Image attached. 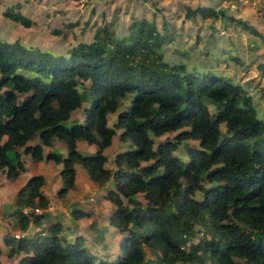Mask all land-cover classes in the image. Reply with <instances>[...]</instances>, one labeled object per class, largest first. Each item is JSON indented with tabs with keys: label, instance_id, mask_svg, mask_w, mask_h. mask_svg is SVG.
Instances as JSON below:
<instances>
[{
	"label": "trees",
	"instance_id": "trees-1",
	"mask_svg": "<svg viewBox=\"0 0 264 264\" xmlns=\"http://www.w3.org/2000/svg\"><path fill=\"white\" fill-rule=\"evenodd\" d=\"M195 12L218 14L210 6L186 13ZM11 16L29 24L22 14ZM128 31L118 36L103 25L69 56L0 40V170L18 177L25 162L17 148L24 147L35 160L62 163L63 196L74 186L75 164H82L93 181H109L104 197L115 204L109 223L122 235L116 260L96 261L83 237L67 240L59 224L49 225L46 235L7 239L25 251L20 264H264V120L252 97L211 71L163 59L154 22L132 19ZM83 101V121L72 120ZM121 106L110 126L108 114ZM118 128L130 144L116 153L111 169L104 149ZM168 132L175 133L156 140ZM34 136L40 142L29 143ZM55 137L66 144V154L43 153ZM78 139L96 150L81 152ZM180 148L184 159L176 154ZM43 183L42 174H33L16 194L14 216L23 230L30 218L22 208L48 205ZM87 213L72 211L74 217ZM41 217L33 213V223ZM200 222L209 237L185 248L182 236ZM144 245L157 251L154 257L147 258Z\"/></svg>",
	"mask_w": 264,
	"mask_h": 264
},
{
	"label": "rangeland",
	"instance_id": "rangeland-1",
	"mask_svg": "<svg viewBox=\"0 0 264 264\" xmlns=\"http://www.w3.org/2000/svg\"><path fill=\"white\" fill-rule=\"evenodd\" d=\"M197 6H210L218 14L205 17L199 12L186 13L189 8L195 9ZM13 12L22 14L29 24L25 25L20 20L12 18ZM141 18L154 22L160 32L161 43L157 51L161 53L163 59L169 63L183 62L188 70L211 71L240 85L252 97L258 116L264 120V41L262 40L264 0H0V40L5 43L16 41L32 49L69 56L71 50L78 44L92 41L97 28L107 25L115 35L123 36L129 33V22ZM250 27L254 28L255 32L248 29ZM78 88L83 91L84 87L80 84ZM128 100L129 96L123 99L124 105L128 104ZM86 106L87 101H83L81 106L73 111L72 118L78 119L85 115ZM209 107L213 109L212 104ZM121 108L122 106L108 114L110 126H113L117 120V113ZM221 129L225 132L223 124ZM121 131L119 128L116 129L113 146L107 150L109 157H112L118 148L126 149L130 144L127 141L121 142L119 138ZM174 133L168 132L157 137L156 140H165ZM32 140L40 142L38 136H34ZM190 142L193 145L198 144L196 140ZM51 145L45 147V153L55 150L66 154V144L62 139L56 138ZM78 149L85 151L82 143L79 144ZM17 150L20 151L22 160L27 165L26 174L42 170L49 178L54 179L58 176L57 166L53 160L47 158L35 160L25 152L24 147H18ZM9 154L13 157V150H10ZM176 154L183 159L186 157L183 148L176 151ZM4 174L3 170H0L1 201H9L10 195L17 192V181L14 179L15 181L11 182V179ZM82 177H84L83 172ZM52 179L50 180L52 183H48L49 190L55 189ZM82 184L83 182L81 186ZM204 184L206 187L212 186L207 181H204ZM83 186L84 188L79 190L78 186L69 188L64 194L65 200H70L63 202V206L70 209H67L68 213L74 206L90 210V213L84 216L87 231H77L81 234L69 239L83 237V245L95 255L96 261L101 258L116 260L122 235L107 231L110 228L109 217L115 204L99 192L93 195L95 188L91 182ZM195 196L202 198L203 192L197 190ZM138 197L143 200L142 193H138ZM77 201L84 202L79 204L80 202ZM15 208L16 205L9 209L11 211ZM1 214L6 216L5 212ZM10 217L13 219L8 218L6 226L1 228L6 230L7 226L9 227L3 238L0 236L4 240L0 264H20L19 260L25 254L24 250H17L7 239L28 237L30 234L35 236L38 233L46 235L49 232L48 225H43V229L41 226L35 228L36 224L30 219L34 229L29 234L28 228L26 230L20 228L25 232L22 234L18 232L21 230L16 226L17 217L11 214ZM65 231L63 230L64 234ZM204 231H207L206 225L197 223L190 235L184 238L182 236L184 247L189 249L204 235L209 237L208 234L203 235ZM144 248L147 258L154 257L157 252L145 245ZM237 260L240 261L238 258Z\"/></svg>",
	"mask_w": 264,
	"mask_h": 264
},
{
	"label": "crops",
	"instance_id": "crops-1",
	"mask_svg": "<svg viewBox=\"0 0 264 264\" xmlns=\"http://www.w3.org/2000/svg\"><path fill=\"white\" fill-rule=\"evenodd\" d=\"M73 115V113H72ZM84 116H81L79 117L78 119H75V120H78V121H83L84 119ZM71 119L73 120L72 116H71ZM32 141V142H31ZM29 143H34L35 141L31 140ZM53 141H56V138H54L52 140ZM37 142V141H36ZM83 142H85V144H83ZM123 142V141H121ZM82 143L85 151H81V152H86V153H92L96 150L97 146L94 144V143H88L86 142L85 140H82V139H78L77 140V146H79V144ZM52 144V143H51ZM50 144V145H51ZM48 145V146H50ZM47 145H43V153L46 154L44 152V149ZM52 146V145H51ZM111 146H113V139H112V142L109 146H107L105 149H104V153L106 154L107 156V161H106V167L108 168H115V165H114V162H113V159L116 155L117 152H119L120 150H123L125 148H122L119 150V148L117 149V151H115L113 153V156L112 157H109L108 156V148H110ZM20 152V151H19ZM49 152V151H48ZM62 153V152H60ZM21 154V153H20ZM22 158V157H21ZM54 162V161H53ZM25 164V170L22 171L20 173V175L16 178H14L17 183H16V187H18L17 189V192L19 190V188L27 181V179L33 175V174H42L44 176V183L41 187L43 193L47 196V198L49 199V202H48V205L47 207L45 208H42V211L41 213H38L40 215H42V217L40 218V222L38 223V225H35V228L36 227H42L43 229V225H48L47 228L49 227V225H56V224H59L60 226V234H62L64 236V238H66L67 240H70L69 237H73L77 234H81L80 232H77V231H81V232H85L87 231V228L85 227V220H84V216H87V215H83V216H80V217H74L72 215V211L74 209H77V210H82V211H86L88 213H90V210L89 209H85L84 207H80V206H74L70 213H68V209L67 207L63 206V202L64 201H70V200H65L66 197L63 195V196H57L58 194H55V193H58L59 189L62 187V179H61V176H60V170L62 168V163H56L55 162V165L57 166V175L56 177H54V179L52 178H49L46 176V174L42 171V170H37V171H33L29 174H26V171H27V165L26 163ZM75 169H76V174H75V181H74V186L71 187L72 189L75 187V186H78V190L81 188L83 189L84 186L83 185H86L88 182L92 183L93 187L95 189H93L94 192H92L93 195H95L97 192H99L103 197L105 196V193H106V190L109 188V181L105 184H99L95 181H93L92 179H90V177L88 176L87 172H86V169L83 167L82 164L80 163H76L75 164ZM82 172L84 173V177L81 178V174ZM5 173V172H4ZM5 175V174H4ZM25 176V177H24ZM14 179H11V182L12 181H15ZM53 180L54 181V188L53 190H49L48 189V183H52V181L50 180ZM91 180V181H90ZM83 182L82 186H81V183ZM14 184V183H13ZM96 186V187H95ZM70 188V189H71ZM92 188V186H91ZM101 190V191H99ZM104 191V193H103ZM1 192V191H0ZM16 193H13L11 194L10 196V199L9 201H1V193H0V236L1 238H3V235L8 232L7 229L9 228L7 226V229L6 230H3L1 229L2 226L5 225L6 221L9 219H13L10 217V214L12 216H14V209H10L11 207H15V200H16ZM92 197V196H91ZM93 198V197H92ZM77 202H80L79 204L83 203L82 201H77ZM68 209V210H67ZM2 212H5V215L6 216H3L1 213ZM87 213V214H88ZM66 217V218H65ZM68 218V219H67ZM65 222V223H63ZM2 223V224H1ZM32 225V222H30L29 226ZM6 226V225H5ZM17 226V229L18 230H21L20 227L18 225ZM28 226V227H29ZM109 229L107 230L108 232H115L116 235H118L116 229L114 226H111V224L109 223ZM63 230H66L65 234L63 232ZM18 232H22V234H24L25 232L24 231H18ZM30 234V233H29ZM66 236V237H65ZM0 238V246H1V249L3 248L4 246V240ZM75 239V238H74ZM1 254V253H0Z\"/></svg>",
	"mask_w": 264,
	"mask_h": 264
},
{
	"label": "built area",
	"instance_id": "built-area-1",
	"mask_svg": "<svg viewBox=\"0 0 264 264\" xmlns=\"http://www.w3.org/2000/svg\"><path fill=\"white\" fill-rule=\"evenodd\" d=\"M22 211L24 214H26L30 219H32L33 213H41L42 208L35 206V207H30V206H24L22 208Z\"/></svg>",
	"mask_w": 264,
	"mask_h": 264
},
{
	"label": "water",
	"instance_id": "water-1",
	"mask_svg": "<svg viewBox=\"0 0 264 264\" xmlns=\"http://www.w3.org/2000/svg\"><path fill=\"white\" fill-rule=\"evenodd\" d=\"M34 229V225H30L27 229V232L30 233Z\"/></svg>",
	"mask_w": 264,
	"mask_h": 264
}]
</instances>
